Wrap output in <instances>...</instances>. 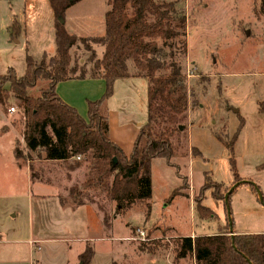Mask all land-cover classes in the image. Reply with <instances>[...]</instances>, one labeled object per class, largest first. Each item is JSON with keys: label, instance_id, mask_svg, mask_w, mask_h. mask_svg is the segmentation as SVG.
I'll use <instances>...</instances> for the list:
<instances>
[{"label": "rangeland", "instance_id": "obj_1", "mask_svg": "<svg viewBox=\"0 0 264 264\" xmlns=\"http://www.w3.org/2000/svg\"><path fill=\"white\" fill-rule=\"evenodd\" d=\"M155 1L175 2L177 10L187 19V53L179 61L196 105L189 110L185 124L189 147L197 148L201 156L182 157L178 152L172 161L174 168L164 159L153 161L151 215L140 204L118 210L105 191L83 189L89 163L83 162L77 170L80 174L74 175L70 170L73 162H46L26 150L22 137L24 116L16 101L10 99L6 110L0 108V232L3 235L28 231L29 202L33 195L58 192L67 200L71 188L78 185L89 193L87 196L96 203L94 207L109 223L105 226L110 232L105 229L104 238L111 239L92 243L95 251L92 264H194L191 258L176 259L178 238L216 235L229 229V224L236 235L264 234V206L259 200L260 194L264 199V116L259 113V103L264 104V10L259 0ZM108 10L109 0H83L68 9L66 28L83 38L103 36ZM54 23L48 0H0V76L9 69L23 76L27 54L38 62L44 55L48 60L53 57ZM13 25L17 34L12 36ZM86 46L92 51L78 44L70 55L72 66L77 63L89 72L93 52L101 58L103 48L92 43ZM135 82L137 92L128 103L121 104L120 81L106 105L108 121L110 114L112 118L109 133L123 143L124 149L132 146L127 142L128 129L131 127L129 131L136 132V123L144 124L147 120L148 81L141 77ZM45 86L41 83L33 95H38ZM11 107L15 113L10 112ZM240 118L245 120V125L231 156L215 134L230 140ZM16 146L24 153V159L19 162L13 154ZM231 158L236 161L239 182L248 181L257 189L249 183L239 186L226 208L225 202L216 200L212 193L221 190L225 199L234 186ZM31 172L42 176L41 181L48 185L37 186L38 179H31ZM206 173L211 176L212 185L201 195ZM186 177L190 188H185ZM173 192L178 194L171 199ZM201 198H204L202 206L213 212L207 219L200 218L196 210L195 201ZM87 199L85 196L84 200ZM139 230L144 232V239L139 237ZM80 249L74 243L71 249L49 257L47 264H81ZM45 250L51 255L55 253L48 247Z\"/></svg>", "mask_w": 264, "mask_h": 264}, {"label": "trees", "instance_id": "obj_2", "mask_svg": "<svg viewBox=\"0 0 264 264\" xmlns=\"http://www.w3.org/2000/svg\"><path fill=\"white\" fill-rule=\"evenodd\" d=\"M81 1L48 0L55 20V55L49 60L44 55L38 62L27 54L23 76L19 77L14 69L0 76V108L4 111L10 99L16 101L24 116L22 137L29 153L38 154L39 160L50 163L73 160L70 170L80 169L83 162L89 163L86 181L82 184L85 192L105 191L107 199L122 211L140 204L149 216L153 195L152 162L164 159L174 168L172 161L178 152L182 157L201 156L197 148L189 147L185 124L189 110L196 105L179 61L187 53V19L177 10L175 2L109 0L104 35L83 38L69 33L66 28V12ZM259 2L264 10V0ZM11 29V35H16L14 25ZM88 43L103 48L101 58L93 52L94 57L89 60L93 66L89 72L77 63L72 66L70 55L78 44L92 51L86 46ZM130 64L133 65L132 71ZM132 77H143L148 81L147 121L140 128L132 152L126 155L110 139L106 105L114 94L115 83ZM86 78L105 82L104 95L99 100L87 102L88 120L56 93L58 84ZM41 83L46 86L40 88L38 95H33ZM259 113L264 115L262 103H259ZM244 125L245 120L240 118L239 127L230 140L215 134L231 156ZM181 127L184 129L180 130ZM13 154L17 162L24 159L23 151L17 146ZM78 157L81 159L77 160ZM230 165L236 184L240 180L233 158ZM177 174L181 179L178 170ZM41 178L31 172L34 181ZM185 180V188H190L189 178ZM211 185V176L206 173L201 195ZM85 192L79 185L73 186L69 192L70 201L76 206L95 205ZM177 194L173 192L171 199ZM85 196L87 200H84ZM212 196L225 202L221 190L213 192ZM204 198L195 203L199 217L207 219L213 212L202 206ZM225 206L227 208L226 202ZM103 222L109 224L105 215ZM230 233L229 224V229L216 235L178 238L175 242L176 259L191 258L194 264H264V234L231 236ZM93 257L94 251L88 246L79 261L91 264Z\"/></svg>", "mask_w": 264, "mask_h": 264}, {"label": "crops", "instance_id": "obj_3", "mask_svg": "<svg viewBox=\"0 0 264 264\" xmlns=\"http://www.w3.org/2000/svg\"><path fill=\"white\" fill-rule=\"evenodd\" d=\"M136 79L132 77L119 80L115 83L114 94L117 83L122 81L123 97L121 98V104L128 103V100L134 95V92H137ZM56 93L66 104L75 108L82 118L88 120L87 102L99 100L104 95L105 82L101 79L90 78L70 80L58 84ZM114 94L108 102L114 97ZM110 123H112L111 114L109 115V126ZM144 124L136 123V127L138 128L136 132L135 130L129 131L131 127L128 129L127 133L129 136L127 142L132 145L130 149H124L123 143L117 139L114 140L109 133L110 139L126 155H129L133 150L140 128ZM136 133L137 136L135 135ZM192 148L194 147L192 146ZM69 162L74 161L71 160ZM80 169L77 170L79 171ZM77 170H71L72 174L79 175L80 173ZM28 171L30 172V170ZM36 185L43 187L48 184H44L40 180ZM66 199L64 200L63 198L62 200L61 194L58 192L50 195L43 193L33 195L29 202L28 231L22 234L13 233L5 235L0 232V264H47L49 262L48 260H50L49 257L53 258L61 250L71 249L74 243L81 246L78 255L79 262V256L85 251L86 247L89 246L94 251L92 246L93 242H102L106 239H111L110 237L104 238V230L108 228H106L103 218L94 205L86 204L76 206L70 201L69 197ZM108 231L110 232L109 229ZM46 247L50 248L51 253H55L53 255L48 252L46 253Z\"/></svg>", "mask_w": 264, "mask_h": 264}, {"label": "water", "instance_id": "obj_4", "mask_svg": "<svg viewBox=\"0 0 264 264\" xmlns=\"http://www.w3.org/2000/svg\"><path fill=\"white\" fill-rule=\"evenodd\" d=\"M61 23L64 24V21H61ZM234 112H235V113H239V110L235 109ZM180 130H183V127H181ZM246 183L251 184L253 187H255V188L257 189V187H256L254 184H252V183H250V182H248V181H241V182H238V183L234 184V186H233V187L229 190V192L226 194V196H225V202H226V203L229 202V198H230V196L232 195V193L234 192V190H236L239 186H241V185H243V184H246ZM259 200H260L261 204L264 206V199H263V197H262L261 194L259 195ZM228 215H230V210H229V209H228ZM230 226H231V228H230V232H231L230 235H231V236H234V232H233V230H232V225H230Z\"/></svg>", "mask_w": 264, "mask_h": 264}, {"label": "built area", "instance_id": "obj_5", "mask_svg": "<svg viewBox=\"0 0 264 264\" xmlns=\"http://www.w3.org/2000/svg\"><path fill=\"white\" fill-rule=\"evenodd\" d=\"M15 111H16V110H15L14 107H11V108H10V112H11V113H15ZM80 159H81L80 157L77 158V160H80ZM138 233H139V237H140L141 239H144V237H145L144 232L141 231V230H139Z\"/></svg>", "mask_w": 264, "mask_h": 264}]
</instances>
